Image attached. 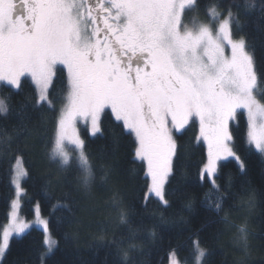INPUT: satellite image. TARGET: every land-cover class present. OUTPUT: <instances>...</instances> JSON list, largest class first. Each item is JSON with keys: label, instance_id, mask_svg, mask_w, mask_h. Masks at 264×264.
Listing matches in <instances>:
<instances>
[{"label": "snow or ice", "instance_id": "6c2138e0", "mask_svg": "<svg viewBox=\"0 0 264 264\" xmlns=\"http://www.w3.org/2000/svg\"><path fill=\"white\" fill-rule=\"evenodd\" d=\"M251 7L246 0L245 10ZM198 9L199 0H0V84L19 90L22 78H30L36 106L46 104L55 111L50 90L62 66L67 91L56 116L50 158L62 168L75 162L87 188L93 170L78 122L95 137L102 134V115L110 109L134 138V158L143 163L148 181L145 200L155 197L164 206L177 150L174 133L198 121L196 140L207 146L199 175L210 185L206 201L219 212L220 161L232 158L245 170L231 145L230 122L242 110L247 143L264 154V96L258 95L261 78L245 36L233 35L240 28L238 13L213 2L205 8L206 21L193 16L186 23L185 16ZM8 111L7 100L0 97V115ZM12 173L15 198L0 230V260L11 241L22 239L35 225L44 236L43 261L57 241L39 205L31 222L20 213L21 179L27 175L20 156ZM254 198V193L249 196V206ZM120 222H126L123 210ZM237 240L247 253L246 219L237 225ZM192 247L193 264H204L207 250L198 239ZM122 258L127 261V250ZM169 264H182L174 251Z\"/></svg>", "mask_w": 264, "mask_h": 264}, {"label": "trees", "instance_id": "16d2710c", "mask_svg": "<svg viewBox=\"0 0 264 264\" xmlns=\"http://www.w3.org/2000/svg\"><path fill=\"white\" fill-rule=\"evenodd\" d=\"M213 2L238 13L240 28H234L233 35L245 36L261 78L258 95L264 96V0H247L254 4L248 10L246 0H199L197 12L205 14ZM60 68L50 90L55 111L46 104L36 106V91L27 77L19 90L0 85V97L9 105L8 113L0 115V139L4 140L0 144V230L14 197L12 168L20 156L27 172L21 181V214L31 219L34 206L39 205L57 241L42 261L43 232L32 227L22 239L11 241L0 264H169L173 251L182 264H193L195 239L207 250L204 264H264V157L247 143L248 124L242 111L230 123V131L231 145L245 170L232 158L220 161L216 179L223 203L219 212L206 201L210 185L199 175L206 148L196 140L197 122L174 134L177 150L165 188L167 206L155 197L145 200L148 181L143 163L134 158V138L109 109L102 115V134L93 137L86 127L80 129L93 170L85 188L75 162L62 168L50 158L56 116L67 91V74ZM121 210L126 214L124 223ZM245 219L247 253L237 240V225ZM124 250L127 261L122 258Z\"/></svg>", "mask_w": 264, "mask_h": 264}, {"label": "rangeland", "instance_id": "374dc122", "mask_svg": "<svg viewBox=\"0 0 264 264\" xmlns=\"http://www.w3.org/2000/svg\"><path fill=\"white\" fill-rule=\"evenodd\" d=\"M193 16H197L198 17V19L200 20V21H206V16H205V14H201V13H198L197 11L196 12H190V13H188L186 16H185V22L186 23H188V22H190V20H191V18L193 17ZM226 54H228V53H226ZM58 67H62V66H58ZM30 79V78H29ZM1 85V84H0ZM63 103H64V100H63ZM62 103V104H63ZM62 104H61V106H62ZM61 106H60V108H61ZM60 108H59V110H60ZM110 110V109H109ZM242 111V110H241ZM247 118V117H246ZM232 122V121H231ZM230 122V123H231ZM197 124H198V134H199V123H198V121H197ZM248 124V123H247ZM81 127H86V125L83 123V122H78V128H79V130L81 129ZM87 128V127H86ZM88 130V129H87ZM175 134V133H174ZM203 144H204V142H203V140H200ZM205 145V144H204ZM205 148H206V161H207V146L205 145ZM254 148V147H253ZM254 150H255V148H254ZM260 154V153H259ZM260 155H262L263 157H264V154H260ZM206 163V162H205ZM12 175H13V173H12ZM23 179V178H22ZM22 179H21V181H22ZM13 185V184H12ZM13 188H14V186H13ZM15 198V188H14V197H13V199ZM12 199V200H13ZM157 199V198H156ZM20 200H21V197H20ZM11 204V203H10ZM35 207H36V205L34 206V212H35ZM9 211H10V208H9ZM8 211V212H9ZM20 213H21V209H20ZM22 215V214H21ZM44 218V217H43ZM26 219V218H25ZM33 219H34V215H33V217L31 218V219H27L29 222H31V221H33ZM45 219V218H44ZM6 223H7V221H6ZM6 223H4V225L6 224ZM33 227H36L35 225H33ZM37 228V227H36ZM52 237V236H51ZM53 238V237H52ZM54 239V238H53ZM45 252V251H44ZM47 255H49V254H47ZM46 255V256H47ZM45 256V257H46ZM1 261L2 260H0V263H1Z\"/></svg>", "mask_w": 264, "mask_h": 264}]
</instances>
